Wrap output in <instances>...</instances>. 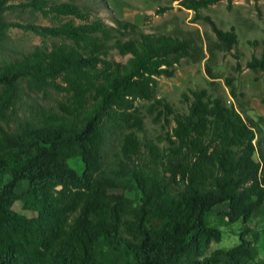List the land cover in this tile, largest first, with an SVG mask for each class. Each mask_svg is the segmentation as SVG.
I'll return each mask as SVG.
<instances>
[{
	"label": "trees",
	"instance_id": "obj_1",
	"mask_svg": "<svg viewBox=\"0 0 264 264\" xmlns=\"http://www.w3.org/2000/svg\"><path fill=\"white\" fill-rule=\"evenodd\" d=\"M16 1L0 0V47L10 27L66 42L35 47L0 66V264H264L257 259L260 233L245 225L236 244L208 254L210 244L222 240L218 217L242 224L263 209L257 125L204 89L191 92L185 114L155 97L157 78H171L183 59H191L192 42L148 34L121 41L73 3ZM219 1L179 4L230 51L234 30L222 31L199 13ZM224 1L230 6L234 0ZM19 7L72 20L53 26L6 21V13ZM112 49L127 60L111 59ZM247 68L264 75V51ZM49 90L64 100L12 125L25 93ZM136 101L152 102L147 111L154 122L163 118L169 126L171 118L164 147L139 139L145 124ZM114 135L118 152L105 163L104 146ZM70 159L82 163L81 174ZM20 183L27 187L18 195ZM114 189L133 192L137 202L110 193ZM16 201L32 215L13 212ZM261 233L264 238V226Z\"/></svg>",
	"mask_w": 264,
	"mask_h": 264
},
{
	"label": "rangeland",
	"instance_id": "obj_2",
	"mask_svg": "<svg viewBox=\"0 0 264 264\" xmlns=\"http://www.w3.org/2000/svg\"><path fill=\"white\" fill-rule=\"evenodd\" d=\"M25 0L14 2L18 4ZM49 5L73 3L81 12L88 15V21L100 20L112 31L114 38L121 41L138 39L141 34L153 36L167 35L179 39H188L194 47L191 59H183L174 68L171 78H157L156 99L167 101L173 110L185 114L191 99L192 91L206 90L212 98H220L226 106L234 107L248 123L253 121L255 141L264 151V75L261 71L247 68L252 57L259 58L264 51V0H234L230 6L221 0L206 9L199 11L201 17L208 16L222 31L234 30L237 43L230 51H224L218 44L211 27L201 18L194 19V12L179 4V0H46ZM6 21L20 26L33 24L37 26H53L72 20L71 17L45 18L39 13L19 7L7 12ZM76 25L79 20L73 19ZM111 39L112 45L115 39ZM58 38H40L27 29L10 27L7 38L0 47V66L3 63L13 62L33 51L35 47L51 49L63 43ZM111 59L124 63L128 56H122L116 49L110 51ZM211 76H208V75ZM212 77V78H210ZM233 91V94H232ZM27 92V90H26ZM63 96L52 91L46 94H26L16 106L12 115V125L19 120L32 116L36 110L42 108L55 109ZM151 101H136L135 105L144 116L145 131L138 134L140 140L151 141L159 147H164L163 137L170 132L173 126L171 118H162L154 122L148 114ZM119 148V136L108 137L104 146V162L109 163ZM257 160V156H254ZM69 166L77 173L83 170L82 163L77 159H70ZM27 185L20 183L17 194H22ZM110 193L121 194L137 202V195L133 192H124L119 189L110 190ZM17 214L28 217L32 215L26 210L22 201H16L10 208ZM223 211L224 208H217ZM216 224L223 233L219 243H211L208 254L219 248H228L236 244L242 225L260 233V240L256 244L257 259H263L264 238L262 229L264 224V206L260 214L255 217L246 216L242 224L228 225L225 219L218 217ZM246 239H250L249 236Z\"/></svg>",
	"mask_w": 264,
	"mask_h": 264
}]
</instances>
